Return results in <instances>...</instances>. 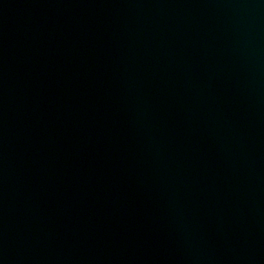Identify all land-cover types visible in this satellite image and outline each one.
Instances as JSON below:
<instances>
[{
  "label": "water",
  "instance_id": "obj_1",
  "mask_svg": "<svg viewBox=\"0 0 264 264\" xmlns=\"http://www.w3.org/2000/svg\"><path fill=\"white\" fill-rule=\"evenodd\" d=\"M0 264H264V0H0Z\"/></svg>",
  "mask_w": 264,
  "mask_h": 264
}]
</instances>
